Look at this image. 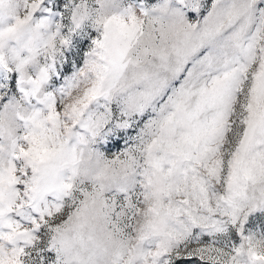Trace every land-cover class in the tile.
<instances>
[{
    "label": "snow or ice",
    "instance_id": "1",
    "mask_svg": "<svg viewBox=\"0 0 264 264\" xmlns=\"http://www.w3.org/2000/svg\"><path fill=\"white\" fill-rule=\"evenodd\" d=\"M0 264H264V0H0Z\"/></svg>",
    "mask_w": 264,
    "mask_h": 264
}]
</instances>
